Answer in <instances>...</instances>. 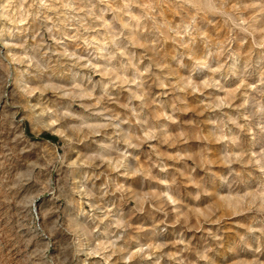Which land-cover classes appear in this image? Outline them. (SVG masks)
<instances>
[{"label": "clouds", "instance_id": "1", "mask_svg": "<svg viewBox=\"0 0 264 264\" xmlns=\"http://www.w3.org/2000/svg\"><path fill=\"white\" fill-rule=\"evenodd\" d=\"M0 264H264V0H0Z\"/></svg>", "mask_w": 264, "mask_h": 264}]
</instances>
